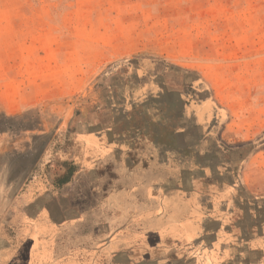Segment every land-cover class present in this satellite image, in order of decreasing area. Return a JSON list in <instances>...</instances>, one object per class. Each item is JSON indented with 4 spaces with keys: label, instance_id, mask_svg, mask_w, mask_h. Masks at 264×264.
Instances as JSON below:
<instances>
[{
    "label": "rangeland",
    "instance_id": "1",
    "mask_svg": "<svg viewBox=\"0 0 264 264\" xmlns=\"http://www.w3.org/2000/svg\"><path fill=\"white\" fill-rule=\"evenodd\" d=\"M136 127L264 191V0H0L1 238L23 176Z\"/></svg>",
    "mask_w": 264,
    "mask_h": 264
},
{
    "label": "crops",
    "instance_id": "2",
    "mask_svg": "<svg viewBox=\"0 0 264 264\" xmlns=\"http://www.w3.org/2000/svg\"><path fill=\"white\" fill-rule=\"evenodd\" d=\"M155 131L84 134L58 175L23 176L0 264H264V191L199 165L208 144Z\"/></svg>",
    "mask_w": 264,
    "mask_h": 264
}]
</instances>
